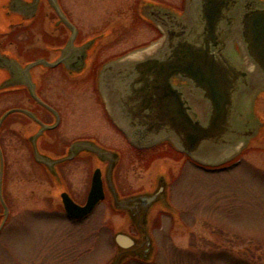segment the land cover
Here are the masks:
<instances>
[{"label":"rangeland","instance_id":"rangeland-1","mask_svg":"<svg viewBox=\"0 0 264 264\" xmlns=\"http://www.w3.org/2000/svg\"><path fill=\"white\" fill-rule=\"evenodd\" d=\"M60 1L81 29L82 36H95L102 29L111 31L109 37L114 41L103 50L102 58L121 55L157 37L151 26L133 16L142 6L147 10L148 5L161 4L177 11L185 5L182 0ZM60 79L56 76V85H52L46 98L60 105L65 103L69 108H63L64 121L58 129L62 144H57V147L67 144L66 157L70 155L72 160L64 161L68 162L64 165L65 175L74 195L82 202L90 175L99 167L106 198L84 220H67L61 212L62 204H58L65 188L63 181L56 179L52 186L50 171L46 172L33 160L26 145L22 148L16 139H11L9 129L3 130L0 264H264V148L241 156L236 148L218 146H206L196 153L197 158L211 162L210 165L221 164L235 154V160L242 157L240 162L218 172L204 171L193 162L181 165L174 151L171 159L155 154L169 150L167 144L143 150L138 155L128 137L124 144L111 137L115 135V128L109 127L101 117L105 110L99 103L93 106L91 97L84 93L80 97L70 96L73 90L67 88L69 83ZM257 99L261 101L256 103L255 112L264 121V96L260 94ZM87 135H94L105 147L109 145L121 151L118 157L111 155L114 156L112 178L108 176L111 188L106 184L111 159L77 155L80 150L97 149L85 140ZM43 152L55 157L53 153ZM165 168L173 178L171 202L177 205L182 223L177 222L176 213L172 215L174 219L161 214L150 231L148 220L138 224L130 212L132 203L126 208L118 204L129 194L151 191L161 185L164 178L158 173ZM57 175L60 176L59 172ZM140 227L144 233L136 232ZM117 232L131 237L132 245L125 249L118 246L114 239ZM150 233L155 239L152 243ZM147 247L151 262H142L130 255L129 251L134 248ZM120 250L124 251L114 260Z\"/></svg>","mask_w":264,"mask_h":264},{"label":"flooded vegetation","instance_id":"flooded-vegetation-1","mask_svg":"<svg viewBox=\"0 0 264 264\" xmlns=\"http://www.w3.org/2000/svg\"><path fill=\"white\" fill-rule=\"evenodd\" d=\"M182 2H184V0H182ZM250 2V0H234V3L231 2V8L229 9L231 13L230 17L222 18L218 27H215V30H210L206 33V36L210 40V45L208 47L212 53V65L209 64L208 60L206 71L207 73L211 70L215 72V78L221 80L220 85L227 86L236 93L239 107L243 105V101H246L248 104V100L255 85L259 87L264 85V78H262V75L259 73H248L249 76L246 82L239 81L235 83L236 75L234 70L236 67L234 63H245L249 59L246 55V49L250 46L248 44L250 35L248 36L247 34V16H249L250 11H253L247 9L248 5L252 4ZM146 8L147 10L140 8V12L153 19H157V21L162 24L164 23L168 30V35L171 32L173 39H176L175 43L179 44L185 42L183 39L191 36L189 31L192 29V26H194L196 17L193 16L194 13L190 12L191 10H189L186 5L182 8H177V11L161 6H148ZM139 21L143 20L139 18ZM146 23L151 26L148 22ZM151 27L156 32V36L159 37L161 35L160 31L158 32L153 26ZM110 33L111 31L102 29V31L95 36H82L81 29L77 27L67 7H64L60 0H0V118L6 113L4 118L0 120V142L2 131L9 129L8 135L11 139H16V142L20 143L22 148L23 145H26V148H24L28 150V154L32 151L30 148L31 143L36 144L40 150L55 154L54 156L57 160L56 179H58L59 182L63 181L65 187L64 191L68 193L73 201L80 205H83L86 201L94 170L88 181L89 184L87 185L85 198L82 202H79L69 185L67 175H65L67 172L64 171V165L68 163L64 162L67 158L65 157L67 154V144L62 146L58 145L57 147V144L61 143L58 129L61 122L64 121L62 120V115L64 113L63 108H69L65 103L60 105L53 99H47L46 93L53 88V84L56 85L57 76V78L61 77V81L65 79L69 83H67L69 85L67 88L73 90V93H69L70 96L75 95L76 97H80L82 93H84L83 95L88 94L89 97H91L90 103L93 104V106L97 107L98 103L102 106L97 93L96 77L98 78L101 67L108 62L111 57L115 56L101 57L103 50L114 41V39L109 37ZM96 47H98L97 50H95ZM202 48L205 47L203 46ZM200 63L202 70H205V66L202 62ZM178 76L179 77H172V82L180 89L184 97V108L188 110V113L192 117L199 118L200 120L207 119L210 106L208 101L204 99L205 90L201 87H195L196 84L192 79L188 78V75L185 76L183 73L178 74ZM116 77L118 76L113 74L109 69L105 75L107 80L106 84L112 93L115 90V86L117 87L113 97L116 104L121 107L123 111L121 112L119 110L120 112H118V114L124 117L123 119L120 116L123 123L127 121L130 124L131 121L126 119V116L128 117L130 114L129 109H127V113H124L125 109L123 108L127 107H122V105H120L122 97L120 96L119 89L124 80H122V77ZM159 86L160 85H157V87ZM262 95L264 96V93H262ZM109 99L108 102L110 103ZM258 101L261 100L255 98L254 104L256 105ZM239 107H236L235 113L232 115V123L226 131L227 135L225 136V142L235 144V142L237 143L241 140L244 143L238 153L241 156L245 152L264 148V122L262 120V124H260L258 119L253 117L251 113L243 111L242 107ZM103 113H105V111L101 112V117L109 123V127L115 128V135L111 137L117 138L121 144H124L125 138L122 133L116 129L106 113ZM7 126L8 128H6ZM76 136L75 134L73 137ZM84 137L87 142L94 144V147L97 149L80 150L77 152V155L83 153L91 159L92 157L98 159H111L108 163L106 174L107 187L111 188L108 179L109 174L112 178V164L114 163L112 162L114 161V156L111 157V155H116V157H118L121 151L118 149L113 150L114 147L108 145L105 148L106 150H103V153L96 146L97 144L103 146V143L94 135H87ZM133 145L138 155H140L143 150L148 149H141V146ZM167 147L169 150L166 148L165 152L155 154L166 155L165 157L171 159L172 151H174L179 156L176 158V161H179L181 165L186 162H193L188 153L175 150L169 145H167ZM202 147H199L198 151H200ZM150 148L152 149V147ZM2 150L0 147V151L3 155L4 153ZM240 156L237 158L238 160H235L236 155H234L218 165H205L204 163L195 164L204 171L218 172L225 170L236 161L240 162L242 159ZM68 157H70V155ZM69 160L72 161L70 158ZM248 163L250 166H253L249 160ZM4 165L3 159V166ZM253 167L256 168V166ZM57 172H59L60 176L57 175ZM169 172L170 171L165 168L160 174L165 175L167 183L170 181L169 185L167 184L166 186L171 202L173 178H171ZM100 177L102 180L104 197L96 207L106 198L105 183L101 174V169ZM158 188H160L159 185L158 187H154L153 190L145 192L151 194L157 192ZM163 192L164 187L161 192L157 193L155 200L150 202L136 197L139 193L129 194L123 197L121 204L118 205L120 208H126L128 203H132L130 207L132 211L130 210V212L136 216L139 221L138 224L143 220L146 222L148 220L150 223V231H152L154 221L159 219L161 214L170 219H174L168 213L169 210L166 205V200L163 199L165 193ZM169 200H167L168 204ZM60 201L61 203L58 201L59 205L62 204L61 194ZM96 207L84 217L70 220L82 221L91 215ZM117 210L120 213L123 212L121 209ZM171 211H173L174 214L176 213L178 219H180V221L177 219V222L181 224L182 221L177 205L172 204ZM61 212L67 217L63 209ZM136 232H142L141 227L139 230L137 229ZM130 251H134L133 255H135V253L137 255L145 254L148 249L142 250L141 248H134ZM135 259L142 262L144 261L137 257H135ZM145 262H151V260Z\"/></svg>","mask_w":264,"mask_h":264},{"label":"water","instance_id":"water-1","mask_svg":"<svg viewBox=\"0 0 264 264\" xmlns=\"http://www.w3.org/2000/svg\"><path fill=\"white\" fill-rule=\"evenodd\" d=\"M250 1L252 4L248 5L247 8L253 10L247 16V34L250 35L248 40L250 49L246 46V55L250 60L248 59L245 63L240 64L234 63L236 67H234L235 83L239 81L246 82L250 73H259L264 78V0ZM231 2L234 3V0H186V7L194 13L193 16L196 18L194 26L189 31L191 36L184 38L185 42L179 44L175 43L176 39H173L171 32L168 35L164 23L162 24L157 19L147 16L163 32V36L154 42L126 53L123 58L115 59L114 62H110L103 67L101 72V80L105 82L102 87L103 92L107 100L111 98L109 99L110 103L108 102L109 114L131 143L141 147H149L167 140L176 149L196 158L198 148L202 146L236 148L237 153H239L244 145L241 140L235 142V144L225 142L226 131L232 123V115L235 113L236 107H239L237 95L227 86L220 85L221 80L215 78V72L211 70L207 73L206 71L208 60L209 64L212 65V53L208 47L210 40L206 33L215 30L222 18L230 17ZM203 46L205 48H202ZM200 62L205 66V70H202ZM109 69L118 76L116 78L122 77V80H124L119 89L122 97L120 105L127 107L123 108L125 109L124 113H127V109H129L130 114L128 117L125 116L127 120L131 121L130 124L127 121L123 123L122 118L124 119V117L118 114V112L123 111L116 104L113 97L117 87L115 86L112 93L106 84L105 75ZM183 73L194 81L195 87H201L205 90L204 99L208 101L210 106L205 120L192 117L188 110L184 108V97L180 89L172 82V77H179L178 74ZM157 85L160 86L157 87ZM254 87L248 104L243 101L241 107L243 111L251 113L262 124V120L255 112L254 100L264 93V85L260 87L255 85ZM197 160L202 163H211L203 158H197ZM162 176L164 182L159 185L160 188L157 192L151 194L143 192L137 194L136 197L147 202L153 201L163 187V193L167 194L166 185L168 183L165 180V175ZM103 197L104 192L100 168L98 167L93 171L91 186L83 205L73 201L66 191L61 192L65 212L73 218H82L89 214ZM165 199L167 208L170 210L166 196ZM149 237L152 243L151 234H149ZM114 239L117 245L124 249L133 243L131 237L124 233L117 232ZM145 249H148L145 254L136 255L135 253L133 255L134 251L129 252L131 256L144 261L151 260L148 258L149 248H143L142 250ZM122 251L124 250H120L115 254L114 260H116L117 255L122 254Z\"/></svg>","mask_w":264,"mask_h":264}]
</instances>
